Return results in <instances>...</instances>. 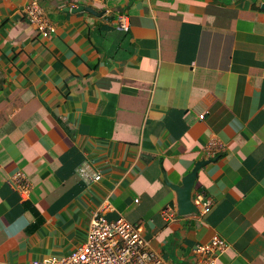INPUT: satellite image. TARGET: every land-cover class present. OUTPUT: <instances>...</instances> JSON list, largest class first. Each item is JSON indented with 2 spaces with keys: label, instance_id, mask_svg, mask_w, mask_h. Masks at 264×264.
<instances>
[{
  "label": "crops",
  "instance_id": "obj_1",
  "mask_svg": "<svg viewBox=\"0 0 264 264\" xmlns=\"http://www.w3.org/2000/svg\"><path fill=\"white\" fill-rule=\"evenodd\" d=\"M31 1L0 0V264L68 256L105 200L168 264L214 235V264H264V0H38L48 38Z\"/></svg>",
  "mask_w": 264,
  "mask_h": 264
},
{
  "label": "built area",
  "instance_id": "obj_2",
  "mask_svg": "<svg viewBox=\"0 0 264 264\" xmlns=\"http://www.w3.org/2000/svg\"><path fill=\"white\" fill-rule=\"evenodd\" d=\"M103 1V0H93ZM29 23L48 38L55 27L45 17L44 7L38 0H32L24 9ZM122 28L127 30V24ZM203 118V115L200 116ZM225 145L216 139L210 140L205 151L210 155L223 152ZM84 179L89 183L98 181L99 174H91L85 167L80 170ZM13 188L22 198H29L33 185L30 178L23 171H18L11 176ZM139 199H136L138 202ZM199 216H204L213 206L214 198L204 192H198L195 197ZM113 209L109 200H105L91 216L89 233L86 241L68 256L58 259L52 257L45 260L33 261L30 264H168L159 252L152 249L143 236V227L132 223L124 216L116 220H109L106 213ZM173 210L169 207L163 210L166 219H172ZM228 244L219 235H214L208 242L198 243L194 248L195 261L193 264H214L216 253L224 251Z\"/></svg>",
  "mask_w": 264,
  "mask_h": 264
},
{
  "label": "water",
  "instance_id": "obj_3",
  "mask_svg": "<svg viewBox=\"0 0 264 264\" xmlns=\"http://www.w3.org/2000/svg\"><path fill=\"white\" fill-rule=\"evenodd\" d=\"M80 9H86L87 11L91 12L92 14L100 15V13L97 10H95L91 7L80 6V7L76 8L75 10H80ZM195 177H196V169H194L191 174H189L185 177V179H184L185 188H183V190L180 191V196H182L181 197V207H182L184 212L192 211V207L194 208V210H197V207L195 205H193V203H191V200L189 199V192H190L191 186L195 180Z\"/></svg>",
  "mask_w": 264,
  "mask_h": 264
}]
</instances>
